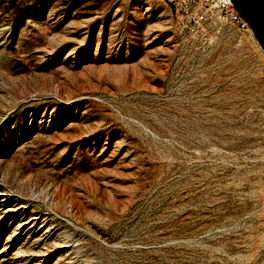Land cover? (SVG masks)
<instances>
[{
	"label": "rangeland",
	"instance_id": "374dc122",
	"mask_svg": "<svg viewBox=\"0 0 264 264\" xmlns=\"http://www.w3.org/2000/svg\"><path fill=\"white\" fill-rule=\"evenodd\" d=\"M260 50L162 0H0V264H264Z\"/></svg>",
	"mask_w": 264,
	"mask_h": 264
},
{
	"label": "built area",
	"instance_id": "2783aa9c",
	"mask_svg": "<svg viewBox=\"0 0 264 264\" xmlns=\"http://www.w3.org/2000/svg\"><path fill=\"white\" fill-rule=\"evenodd\" d=\"M175 13L183 17L193 27L214 19L222 23L229 34L251 38L248 24L237 13L229 0H162Z\"/></svg>",
	"mask_w": 264,
	"mask_h": 264
},
{
	"label": "water",
	"instance_id": "95a60500",
	"mask_svg": "<svg viewBox=\"0 0 264 264\" xmlns=\"http://www.w3.org/2000/svg\"><path fill=\"white\" fill-rule=\"evenodd\" d=\"M248 24L257 45L264 53V0H229Z\"/></svg>",
	"mask_w": 264,
	"mask_h": 264
},
{
	"label": "bare ground",
	"instance_id": "6f19581e",
	"mask_svg": "<svg viewBox=\"0 0 264 264\" xmlns=\"http://www.w3.org/2000/svg\"><path fill=\"white\" fill-rule=\"evenodd\" d=\"M251 38L254 40V42H255V44L257 45V43H256V41H255V39H254V37H253V35H251ZM257 47L259 48V46L257 45ZM260 49V48H259ZM261 51V50H260ZM261 53L264 55V53L261 51ZM75 197V196H74ZM57 207V206H56ZM60 208H62V207H60ZM7 209V208H6ZM15 209V208H14ZM19 209V208H18ZM11 210V209H10ZM59 210H61V209H59ZM16 211V210H15ZM1 213V212H0ZM9 212H8V210H5L4 212H2L1 213V215H0V221L6 216V214H8ZM31 223V222H30ZM54 246V245H53ZM59 250V249H58ZM51 251V250H50ZM63 251V250H62ZM54 252V251H53ZM44 253V252H43ZM42 253V254H43ZM58 253V252H57ZM67 253V252H66ZM37 254V253H36ZM46 254V253H45ZM38 255V254H37ZM19 256V255H18ZM50 256V255H49ZM63 256V255H62ZM57 257H58V255H57ZM59 257H61V256H59ZM35 259V258H34ZM47 259H48V255H46V256H41L37 261H36V263L35 264H40V263H44V262H46L47 261ZM18 260V259H17ZM21 260V259H20ZM59 259L58 258H54L53 260H51V264H57V261H58ZM27 262V261H26ZM35 262V261H34ZM61 262V261H60ZM63 262V261H62ZM59 263V264H64V263ZM22 263V262H21ZM27 264V263H26Z\"/></svg>",
	"mask_w": 264,
	"mask_h": 264
}]
</instances>
